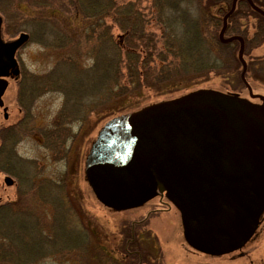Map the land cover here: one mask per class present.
Listing matches in <instances>:
<instances>
[{"label": "rangeland", "instance_id": "1", "mask_svg": "<svg viewBox=\"0 0 264 264\" xmlns=\"http://www.w3.org/2000/svg\"><path fill=\"white\" fill-rule=\"evenodd\" d=\"M101 1L107 4L104 12L114 13L115 16L121 12V16L125 18L124 24L114 19L113 15L103 19L104 15L99 14L98 0H51L56 15V39L52 32L44 30L46 34L42 35L41 41L48 42L51 47L43 49L42 44L39 62L32 60L35 68L42 74L46 72L41 86L45 85L48 90L45 96L51 97L42 98L41 101H51L52 114L63 119L67 117L70 122L68 138L65 130L60 129L62 135L57 131L50 138V144L46 142L55 153V162L52 164L55 179H63V175L72 176L71 188L61 183L57 189L68 192L77 204L75 207L82 205L101 218L99 223L104 225H99L94 231L101 241L99 244L109 254H113L119 239H123L118 235L120 230H125L123 224L143 219L150 232H142L139 238L146 240L150 246L158 245L163 248L161 253L153 254L157 258H151L153 264H264V234L252 245L247 248L245 246L243 252L234 251L225 255L204 253L188 244L184 232V237L182 236L179 213L167 199L169 194L166 190L161 191L158 187L155 198L144 206L113 211L101 205L89 180L88 184L87 181L83 182L82 172L78 168L81 154L83 153L84 160L87 150L89 154L98 133L106 123L147 105L198 89H214L261 103V97L264 96V0H247V4L245 1L232 0L230 11L221 15V24L215 20L207 23V7L204 6L207 0ZM129 3L136 5L133 11L124 9ZM160 5L165 10L164 23L152 14ZM141 12L142 18L146 20L145 24L141 19ZM130 18L136 20L135 24H130L134 30L129 25ZM124 30L134 32L133 35L150 31L158 35L150 36L151 45L147 47L138 42L140 48L145 53L148 52L147 60H138L131 54L116 51L117 46L121 47L124 43ZM154 40L156 45H152ZM54 70L55 74H52ZM48 74H51L50 79ZM43 142L42 139L23 141L19 150L25 157H32L37 152L42 155L45 152ZM61 153L65 159L60 164L57 159L61 157ZM79 196L83 199L80 200ZM45 206L48 207L46 211L51 210L52 214H48L46 219L49 216L52 218H48L51 226L43 228L45 233L51 234L55 225L57 224V228L62 226L64 220L60 216L53 217L57 209L52 204ZM42 207L43 205L38 207L39 211H43ZM58 217L61 219L60 224ZM90 220L95 221L93 217ZM27 222L25 229L37 232L42 238L44 231L41 226L45 221L28 219ZM18 227L16 220L10 221L9 228ZM60 230L65 231L63 228ZM72 230L78 237L68 255L71 256L72 253L73 258L77 259L78 254L84 256L85 260L77 263L68 257L69 264H99V250L95 244L91 242L93 245H90L87 235L80 227H73ZM58 234L57 231L55 237L52 235L42 246L52 248L50 252L55 251L53 246L60 244L64 238ZM12 235L17 233L12 234L9 229V236ZM92 238L95 242V237ZM11 243V256L20 257L31 251L32 254H28L29 257H25L24 261L28 264H62L65 261L60 259L59 254L51 253L46 257L39 242L34 247L40 249L38 253L33 248L24 250L16 238L11 239ZM111 248L113 251H109ZM20 250L25 252L20 253ZM246 252L250 253L245 255ZM119 255L121 256V252ZM108 259L104 261L105 264L115 261ZM136 261L140 262L138 258Z\"/></svg>", "mask_w": 264, "mask_h": 264}, {"label": "water", "instance_id": "2", "mask_svg": "<svg viewBox=\"0 0 264 264\" xmlns=\"http://www.w3.org/2000/svg\"><path fill=\"white\" fill-rule=\"evenodd\" d=\"M261 99L198 89L110 120L87 160L93 192L121 210L146 203L161 182L193 248L222 255L241 247L264 212Z\"/></svg>", "mask_w": 264, "mask_h": 264}, {"label": "flooded vegetation", "instance_id": "3", "mask_svg": "<svg viewBox=\"0 0 264 264\" xmlns=\"http://www.w3.org/2000/svg\"><path fill=\"white\" fill-rule=\"evenodd\" d=\"M54 9L51 0H0V61L2 62L0 64V264H28L24 261L25 257H29L28 254H32L31 251L20 257L11 256V247H9L13 246L11 239L19 240L24 250L33 248V251L38 253L40 249H34L35 244L38 245L39 242L42 246L51 239L52 235L55 237L57 231L58 235H62L64 238H60V244L53 246L55 250L53 252H50L52 248L42 246L43 251L46 252L45 256L47 257L51 253L53 255L59 254L60 259L65 260L62 261V264L70 263L67 260L68 257L80 263L78 261L85 260L84 256L77 254V259H75L72 253L71 256L68 255L73 247V242L78 237V234L75 235L72 230L76 226L80 227L81 231L87 235L90 245L95 244L96 249L99 250L97 256L99 264H105L106 258L115 260L112 264H153L151 258L157 260L153 254L161 253L163 248L158 245L150 246L146 240L139 238L142 232L147 230L150 232V229L145 225L146 220L137 219L127 222L128 225L123 224L125 230H120L118 234L123 239L122 241L119 239L114 251L113 248L109 250L113 251V254H109L106 248L99 244L101 241L94 231L99 225H104L99 223L102 221L101 218L82 205L75 207L77 204L73 202L68 192L57 189L61 183L71 188L72 176L63 175V179H55V172H52L55 153L52 152L51 146L47 143L50 144V138L54 137L53 135L57 134V131H59V135H62L61 130L63 131V129L66 132V138H68L70 122L67 121V117L63 119L52 114L51 101H41L42 98L51 97V95L45 96L48 90L45 85L41 86V80L46 72L42 74L32 62V60L39 62L42 44L44 45L43 49L51 47L48 42L42 43L41 41L42 35L46 34L44 30H49V33L52 32L54 39H56ZM10 53L12 54L11 57H9ZM8 59V63L3 66V63ZM51 73L55 74V70ZM48 78H51V74H48ZM33 139L44 141L45 152L42 155L37 152L38 154L35 153L32 157H25L19 148L23 141ZM88 155L87 150L83 160L82 153L78 164V168L82 172L83 182L86 183L87 181V184ZM63 159L65 156L61 153V157L57 161H60L61 164ZM42 168L44 169L42 170ZM158 187L163 191L164 188H169V185L158 182L156 188ZM14 189L16 190L14 191ZM78 198L83 199L82 196ZM153 198L155 195L148 201ZM167 199L179 213L182 224L180 210L170 197ZM146 203L140 206H144ZM50 204L57 209L53 217L60 216L64 220L62 226L57 228V224L55 225V230L51 234L45 233L43 228L44 226H51V223H48V218H52L51 210L46 211L48 207L45 206ZM40 205H43V211H39ZM101 205L113 211H126L136 208L117 210L104 205L102 202ZM48 214L51 216L46 219ZM91 217L95 220L94 222L90 220ZM28 219L45 221L44 225L41 226L44 231L42 238L37 232L25 229ZM15 220L18 222V229L9 228L10 221ZM60 221L59 218L58 224ZM53 222H55L54 219ZM61 228L65 231H61ZM126 228L128 229L126 230ZM143 228L145 229L143 230ZM9 229L12 234L17 233V235L9 236ZM181 232L183 236V225ZM262 234H264V212L260 216L258 227L252 237L241 247L231 252H243L245 246L247 248L252 245ZM92 237H95V242ZM12 250L18 253L13 248ZM24 250L19 252H25ZM120 252L121 256L119 255ZM248 253L250 252H246L245 255ZM136 258L140 262H137Z\"/></svg>", "mask_w": 264, "mask_h": 264}, {"label": "trees", "instance_id": "4", "mask_svg": "<svg viewBox=\"0 0 264 264\" xmlns=\"http://www.w3.org/2000/svg\"><path fill=\"white\" fill-rule=\"evenodd\" d=\"M88 2L90 0H87ZM231 1L232 0H207L206 1V6L207 10L205 11L206 13V19H207V23L209 24L211 20H215L217 23L221 24L223 18L221 17L222 14L226 13L229 10V7L231 5ZM241 1H245L244 3H248L247 0H241ZM259 3V2H258ZM98 4H99V14H101V16L104 15L103 19L109 17L110 15H113V18L116 19L119 23L124 24V20L125 18L123 16H121V12H119L117 15L115 16L114 13H110V12H104L105 9L107 8V4H104V1L98 0ZM129 3V6H125L124 9H128V11H133V7H135V4ZM260 4V3H259ZM221 5V6H220ZM261 5V4H260ZM153 8V7H151ZM216 12H215V10ZM154 9V8H153ZM212 10L214 12H212ZM139 12V11H138ZM143 12L140 13L141 15V19L143 21V23L145 24L146 20H144L142 17ZM152 14L157 18L160 19L162 23H164L163 21L165 20L164 15H165V10H162L161 5L158 6V10L156 12H152ZM100 16V18H101ZM129 21V25L131 23H136V20H133L130 18ZM151 19L148 20V22H150ZM190 23V22H189ZM132 27V29L134 30L135 28L130 25ZM128 27V25L126 26V28ZM170 31V30H168ZM165 32V30H164ZM172 33V31H170ZM124 35L122 37V45L121 47L117 46L116 51H118L119 53L122 54H128V55H133V57H136L138 60L142 59V60H147L148 58V52L145 53L144 49H142V47L140 48V46L138 45V42H140V45H144L147 47V45H151V40L150 38L152 36H154V32L150 31L149 33L145 32L142 35H133L134 32H130L129 30H124ZM200 34V33H199ZM134 36H136V40H134ZM151 36V37H150ZM158 36V35H155ZM160 36V35H159ZM194 36H196V34H194ZM160 38V37H158ZM110 39V38H109ZM155 41V40H154ZM152 45H156V41L152 42ZM145 55V56H144ZM143 67V66H142ZM144 68V67H143Z\"/></svg>", "mask_w": 264, "mask_h": 264}]
</instances>
